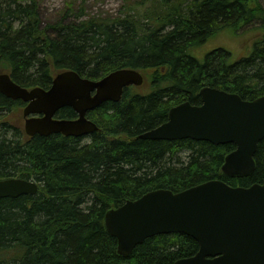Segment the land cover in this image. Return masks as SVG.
<instances>
[{"label": "trees", "instance_id": "1", "mask_svg": "<svg viewBox=\"0 0 264 264\" xmlns=\"http://www.w3.org/2000/svg\"><path fill=\"white\" fill-rule=\"evenodd\" d=\"M126 2L112 18L66 20L64 12L44 26L36 0L0 2V72L18 84L48 88L67 69L98 79L134 68L145 78L142 90L125 87L118 101L89 110L98 129L84 137L27 136L17 121L22 102L0 92V178L38 185L34 195L0 197V264H173L198 250L192 237L150 236L124 257L105 227L107 210L156 188L178 192L210 179L231 186L264 179V138L254 153V170L232 177L221 165L234 143L138 137L166 121L179 102L199 104L204 85L243 99L264 95V2ZM225 28L255 32L246 56L230 61L223 47L203 59L194 56V49ZM75 115L70 107L58 112Z\"/></svg>", "mask_w": 264, "mask_h": 264}, {"label": "water", "instance_id": "2", "mask_svg": "<svg viewBox=\"0 0 264 264\" xmlns=\"http://www.w3.org/2000/svg\"><path fill=\"white\" fill-rule=\"evenodd\" d=\"M142 82V74L130 68L113 70L98 80L64 70L53 78L48 89H27L8 73H0V91L28 102L24 116L43 114L26 118L24 129L29 135H88L97 129L85 117L89 109L107 100H119L124 87ZM199 94L200 104L186 100L172 106L165 122L138 137L234 143L235 148L225 155L221 170L232 177L249 175L255 168L253 157L258 142L264 138V95L243 99L208 85L202 86ZM64 106L71 107L77 117L52 118ZM36 192L35 181L0 179V197ZM104 222L107 231L117 239L118 253L124 257L147 237L184 233L197 242L198 250L173 264H264V179L249 186H231L220 179H210L178 192L152 189L109 209Z\"/></svg>", "mask_w": 264, "mask_h": 264}, {"label": "rangeland", "instance_id": "3", "mask_svg": "<svg viewBox=\"0 0 264 264\" xmlns=\"http://www.w3.org/2000/svg\"><path fill=\"white\" fill-rule=\"evenodd\" d=\"M5 1L0 0V2ZM262 1L264 2V0ZM36 3L41 24L44 26L55 22L64 12L71 14H68L66 20H80L88 17L112 18L119 14L121 7L127 2L126 0H36ZM76 14H79V16ZM256 38L255 32L251 28L238 30L225 28L219 31L217 35L209 38L197 50L194 49L192 53L196 58L203 59L206 52L217 47H223L231 52L230 61H232L246 56L250 52ZM142 88V86L137 87L139 91ZM12 114L18 117V112L15 111ZM23 120V118L17 119L21 125Z\"/></svg>", "mask_w": 264, "mask_h": 264}, {"label": "bare ground", "instance_id": "4", "mask_svg": "<svg viewBox=\"0 0 264 264\" xmlns=\"http://www.w3.org/2000/svg\"><path fill=\"white\" fill-rule=\"evenodd\" d=\"M32 181H33V180H32ZM36 184H37V183H36ZM37 191H38V185H37ZM36 193H37V192H36ZM36 193H35V194H36ZM32 195H34V194H32Z\"/></svg>", "mask_w": 264, "mask_h": 264}, {"label": "flooded vegetation", "instance_id": "5", "mask_svg": "<svg viewBox=\"0 0 264 264\" xmlns=\"http://www.w3.org/2000/svg\"><path fill=\"white\" fill-rule=\"evenodd\" d=\"M58 114H55V116H57Z\"/></svg>", "mask_w": 264, "mask_h": 264}]
</instances>
